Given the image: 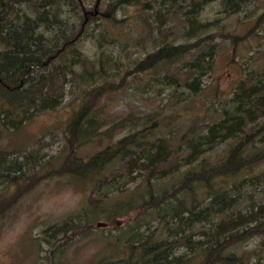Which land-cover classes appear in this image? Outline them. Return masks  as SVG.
<instances>
[{"label":"trees","instance_id":"trees-1","mask_svg":"<svg viewBox=\"0 0 264 264\" xmlns=\"http://www.w3.org/2000/svg\"><path fill=\"white\" fill-rule=\"evenodd\" d=\"M102 1L0 0V220L41 181L68 178L88 191L86 202L45 224L37 237L43 245L38 264H63L73 240L89 236L101 221L113 230L103 234L106 246L94 264H262L264 70L248 72L219 117L197 129L190 125L178 144V126L164 135L165 121L154 110L138 124L112 119L109 94L123 89L132 75L150 74L144 85L169 88L165 98L173 106L186 94H199L210 67L205 57L216 53L215 44L206 43L212 36L201 33L214 22L196 17L204 0L141 1L135 16L144 22L152 48L122 72L113 53L91 60L78 49L93 22L102 26L90 32L98 46L116 45L109 30L122 28L130 16L117 18L115 12L139 2L109 0L103 17L97 12ZM224 1L230 12H238L249 0ZM71 2L77 4L70 23L61 8ZM176 4L184 7L182 36L192 41H166L167 15ZM72 86L79 92L77 107L67 118L57 156L41 163L31 152L19 158L22 144L4 145L34 117L57 109ZM128 122L132 126L120 134ZM221 143L228 144L225 155L209 159L206 153ZM87 146L92 149L84 152ZM137 178L136 190L130 189ZM123 217L128 221L121 232L117 219ZM114 230L119 232L110 239Z\"/></svg>","mask_w":264,"mask_h":264},{"label":"rangeland","instance_id":"rangeland-1","mask_svg":"<svg viewBox=\"0 0 264 264\" xmlns=\"http://www.w3.org/2000/svg\"><path fill=\"white\" fill-rule=\"evenodd\" d=\"M108 1L100 2L98 15L104 17ZM141 1L145 0L126 5L115 12L117 18L130 16L121 24L122 28L115 27L109 30L116 37V45L99 47L97 38H94L90 32L101 29L102 26H96L93 22L87 33L89 35L83 36L78 49L91 60L99 56L104 58L105 51L111 52L120 63L122 72H125L131 63L133 64L152 48L144 22L140 17L135 16L141 8ZM150 1L161 4L163 0ZM225 2L204 0V5L196 16L201 22H214L208 31L201 33L212 36L206 39V43L215 44L216 49L213 57L206 56L203 62L206 67L210 63V67L206 68L202 77V91L195 96L186 94L184 96L186 100L173 106V103L165 98L169 88L160 84L144 85L151 82L150 74L132 75L128 77L123 89L109 94L111 105L109 113L112 119H132L134 124H138L146 112H159L160 117L165 121L162 130L164 135L169 134L172 125L178 126L174 134V143L178 144L180 135L190 125L194 124L197 129L203 127L205 121L216 120L219 117L217 112L232 96L236 83L245 78L248 72L259 74L264 70V0H249L238 12H230ZM76 4L71 2L61 8L63 15L68 18L65 19L70 23L76 20L73 14ZM165 4L169 2L165 0ZM177 5H174L167 15L166 26L169 34L166 41L175 43L192 41L194 38L187 39L182 36L181 12L184 7L179 8ZM102 23L106 27L104 20ZM125 23L128 26H124ZM207 46L203 45L204 50H208ZM176 68L172 70L178 72ZM141 88L144 93L140 91ZM179 90L187 92L184 87H179ZM65 91V98L57 109L34 117L23 130L13 133L6 139L4 145L13 148L22 144L23 150L20 154L23 152L24 154L19 155V158H24L25 153L31 152L37 154L36 157H39L37 161L41 163L57 156L64 144L63 129L67 118L77 107L76 100L79 94L73 86L66 87ZM169 114L174 117L165 118ZM127 124L128 126L122 129L120 134L126 133L132 126L130 122ZM227 147V143H221L207 152L206 156L211 160H217L225 155ZM91 149L87 146L83 151L89 152ZM68 180V178H54L41 181L0 220V264L40 263L43 245L41 247L38 245L37 237L45 224L58 221L77 211L86 202L88 191L76 187ZM140 182V178H137L128 187L134 189ZM127 221V217L117 219L119 231H124ZM156 222L157 220L151 222L152 228ZM109 229L113 230L109 223L101 221L89 236L73 240L64 254L63 264H94L98 257L103 256L107 242L103 234L109 232ZM119 231H112L110 239H113ZM254 243L255 241L248 242L244 247H251ZM184 250L181 248L177 253Z\"/></svg>","mask_w":264,"mask_h":264}]
</instances>
